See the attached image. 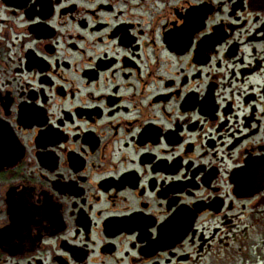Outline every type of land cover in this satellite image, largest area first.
Masks as SVG:
<instances>
[{
  "label": "flooded vegetation",
  "instance_id": "flooded-vegetation-1",
  "mask_svg": "<svg viewBox=\"0 0 264 264\" xmlns=\"http://www.w3.org/2000/svg\"><path fill=\"white\" fill-rule=\"evenodd\" d=\"M264 264V0H0V264Z\"/></svg>",
  "mask_w": 264,
  "mask_h": 264
},
{
  "label": "rangeland",
  "instance_id": "rangeland-1",
  "mask_svg": "<svg viewBox=\"0 0 264 264\" xmlns=\"http://www.w3.org/2000/svg\"><path fill=\"white\" fill-rule=\"evenodd\" d=\"M208 264V263H207Z\"/></svg>",
  "mask_w": 264,
  "mask_h": 264
}]
</instances>
